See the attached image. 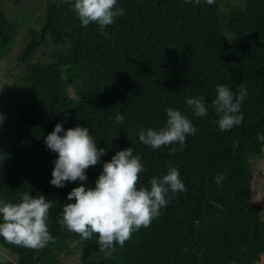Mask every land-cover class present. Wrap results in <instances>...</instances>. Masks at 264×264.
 <instances>
[{"label":"trees","instance_id":"trees-1","mask_svg":"<svg viewBox=\"0 0 264 264\" xmlns=\"http://www.w3.org/2000/svg\"><path fill=\"white\" fill-rule=\"evenodd\" d=\"M1 3L0 63L19 28ZM73 4L45 0L39 28L30 25L13 84L22 103L0 126V199L18 202L29 193L53 200L48 225L56 243L35 251L0 237L15 255L3 264H60V252L73 241L78 264H264V217L250 167L264 147L257 139L264 134V0H118L125 14L104 33L96 24L82 26ZM38 50L47 58L32 61ZM72 81L84 92L83 111L72 99ZM241 83L248 89L242 124L220 131L216 86L235 92ZM192 97L205 98L207 116L193 114L185 103ZM169 107L197 128L175 155L170 146L153 150L138 139L140 130L165 126ZM57 123L65 130L87 127L106 152L86 170V181L63 188L50 183L58 154L44 142ZM129 147L145 165L138 187H150L151 177L171 165L187 190L170 193L161 215L106 257L96 236L83 240L56 221L64 204L74 202L67 200L72 188L94 187L103 162Z\"/></svg>","mask_w":264,"mask_h":264},{"label":"clouds","instance_id":"clouds-1","mask_svg":"<svg viewBox=\"0 0 264 264\" xmlns=\"http://www.w3.org/2000/svg\"><path fill=\"white\" fill-rule=\"evenodd\" d=\"M186 2L199 5L201 0ZM205 3L213 5L215 0H205ZM72 10L82 26L96 24L102 33L125 14L118 6V0H74ZM216 93L212 107L218 116L219 130L230 131L240 126L243 121L241 105L248 96L246 85L241 83L234 92L228 86L218 84ZM185 103L195 116L208 115L204 97L186 98ZM166 113L165 126L158 130H140L138 139L153 150L170 146L171 154L175 155L183 150L186 138L194 136L197 128L178 109L169 107ZM2 119L0 117V121ZM123 120V115H116V122ZM257 139L264 142V134H259ZM44 142L48 150L58 154L50 181L57 188L65 187L66 182L86 181V170L96 166L106 155L104 148L97 147V141L87 127L65 130L62 123H57ZM144 172L141 155L134 154L132 147L117 151L109 161L103 162L94 187H85L81 183L72 188L67 200L74 202L64 204L56 223L83 240L96 236L99 251L106 257L111 256L117 247L123 248L133 233L149 227L161 215V210L170 202V193L187 190L174 166L170 165L163 176H152L150 187H138L140 174ZM224 179L225 176L220 175L216 182L220 184ZM52 207L53 200H46L42 194L34 197L22 193L18 202L0 199V237L10 244L35 251L55 244L56 238L51 235L48 225Z\"/></svg>","mask_w":264,"mask_h":264},{"label":"rangeland","instance_id":"rangeland-1","mask_svg":"<svg viewBox=\"0 0 264 264\" xmlns=\"http://www.w3.org/2000/svg\"><path fill=\"white\" fill-rule=\"evenodd\" d=\"M45 0H21L15 3L13 0H2L1 7L8 18L19 23V28L14 37L11 52L5 56L0 63V126L2 122L16 115V110L21 106L22 100L15 91L14 83L17 81V75L22 69V63L18 61V56L24 44L28 40V29L30 25L39 28L43 21ZM44 48V47H42ZM39 58H47L38 50L36 55L32 57V61ZM72 89V90H71ZM71 96L77 107L83 111L80 98L84 95L83 91H78L74 82H71ZM252 170V192L254 200L260 204L262 208V216L264 217V147L262 152L251 160ZM76 242L70 243V249L60 252L58 258L60 264H78V250H76ZM264 259V254L262 255ZM7 260H15V255L0 245V264Z\"/></svg>","mask_w":264,"mask_h":264}]
</instances>
